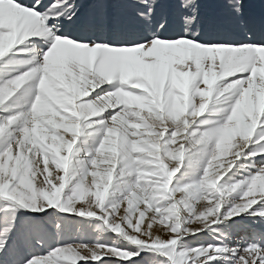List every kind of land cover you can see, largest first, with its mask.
Instances as JSON below:
<instances>
[{
    "label": "snow or ice",
    "instance_id": "obj_1",
    "mask_svg": "<svg viewBox=\"0 0 264 264\" xmlns=\"http://www.w3.org/2000/svg\"><path fill=\"white\" fill-rule=\"evenodd\" d=\"M136 2V18L129 20L105 0H98L81 16H77L76 0H52L47 5L43 0H6L0 58L16 49L35 51L39 59L0 83V142L4 145L0 149V198L34 211L56 206L65 213L97 217L137 246L133 251L74 242L59 245L40 258H22L19 264H109L105 258L131 260L143 248L162 251L169 258L167 264H212L214 260L264 264V246L259 243L239 249V245L204 243L197 237L218 231L217 225L231 226L232 217L258 201L264 203V189L256 183L257 177L264 176V110L245 113V123L255 120V126L247 138L234 136L227 164L220 163L225 134L235 123L233 110L249 86H259L261 81L259 72L254 73L259 68L254 50L264 49V12L246 14L244 0H222V9L207 14L201 13L197 0H180L178 15L158 8V0ZM61 18L74 21L80 35L62 33ZM26 40L32 43L31 49L20 47ZM161 41L189 42L208 50L223 48L227 61L234 62L233 71L218 78L211 94L202 100L199 90L204 88V73L195 68L177 87L172 80L157 79L155 64L130 70L117 62L118 50L143 47L147 51ZM38 42L47 47L37 49ZM34 77L37 83L24 88ZM226 86H232L224 93L229 103L217 110L226 115L217 126L194 128ZM178 94L189 103L177 105L174 97ZM26 97L29 106L21 110ZM9 100L11 104L6 103ZM90 120L100 125L102 138L86 160L76 161L75 146L84 129L92 126ZM178 137L183 142L174 148ZM169 157L175 163L166 162ZM186 158L190 166L203 163L202 174L192 182L174 184ZM242 158L249 159L255 171L249 170L246 177L224 187L223 177ZM101 162L109 167L98 181L100 173L95 168ZM77 164L80 171L74 175ZM90 170L93 180L89 185ZM93 185L94 201L78 205ZM237 189L239 193L229 200L228 194ZM110 196L115 199L109 200ZM201 200L208 203L197 208ZM250 215L264 219V207ZM157 220L163 225L157 231L167 230L164 235H153ZM2 231L6 235L0 239V260L7 257L15 262V217ZM227 252L231 255H224Z\"/></svg>",
    "mask_w": 264,
    "mask_h": 264
},
{
    "label": "rangeland",
    "instance_id": "obj_2",
    "mask_svg": "<svg viewBox=\"0 0 264 264\" xmlns=\"http://www.w3.org/2000/svg\"><path fill=\"white\" fill-rule=\"evenodd\" d=\"M34 2V0H29ZM71 2V0H69ZM98 0H76V5L79 7L77 16H81L92 8ZM108 6L118 11L123 17L134 20L136 18V8L139 6L136 0H105ZM6 0H0V24L4 23V5ZM45 5L51 4L52 0H43ZM200 11L202 14L212 13L218 11L224 7L222 0H197ZM158 8H162L169 12H174L177 15L182 11L180 9V0H158ZM244 10L246 14L259 15L264 12V0H244ZM76 18H74L75 20ZM62 33H68L73 36L80 35V30L74 21H68L61 18ZM3 39L0 38V46L3 45ZM20 47L32 48L30 41L23 42ZM37 49L46 48L47 45L38 42L36 44ZM259 60V67L264 64V49L258 48L254 50ZM227 50L223 48L200 49L199 46L193 45L189 42H157L151 49L147 51L141 47L138 49L130 50H118L117 62L127 68L135 69L144 64H155L157 66V79L172 80L177 87H179L185 81L187 74H190L195 68L198 72H207L210 75L220 71V66L227 62ZM39 59L37 52H17L16 49L11 50L0 58V83L14 77L15 75L22 73L31 66H34ZM20 61H30V63H20ZM37 83L35 77L26 82L24 88H28ZM261 83V81H260ZM260 85V84H259ZM206 84H204V88ZM203 88V89H204ZM24 89H21L23 92ZM18 93L17 95H19ZM28 97L25 98V102L21 104V110L28 108ZM174 102L177 105H187L189 101L185 99L182 94H178L174 97ZM11 104L12 100L6 102ZM229 103L228 100L223 97L215 99L210 102L208 109L199 118L198 125H194V128L205 130L212 126H217L216 122L219 121L226 114L218 109H223ZM264 110V107L260 108ZM15 111V109H11ZM187 111V108H185ZM92 124L91 127H86L79 137L78 143L75 146L76 155L74 159L76 161H84L87 159V153L95 148L100 139L102 138V128L99 124L89 121ZM159 124L157 122V128ZM232 130V131H231ZM8 129L5 130L7 132ZM59 131H63L60 129ZM234 132V133H232ZM70 137V132L66 134ZM167 135V133H166ZM235 135H240L236 123L233 128L229 129L225 134L223 150L225 154L220 159L221 164H227L228 158L231 154L232 140ZM182 138H177V144L174 148H178L182 143ZM3 142H0V149L3 147ZM187 149V145H185ZM62 154H66L62 152ZM257 161L260 157L255 158ZM168 163H175L168 158ZM251 161L249 159H240L236 162V165L223 177L221 183L224 187L230 186L232 183L241 180L246 177L250 171H255L250 167ZM42 166V161H41ZM203 163L198 165H189L186 158L183 167L174 177V184H184L192 182L200 177L202 174ZM109 165L106 162L99 163L95 170L100 173V176L96 177L98 181L105 176L106 169ZM119 165H117V168ZM148 168L145 172H148ZM80 171L79 165H74L72 172L74 175ZM50 172L55 175L54 165H50ZM61 175H64L63 171H60ZM43 179L42 176H38V180ZM93 177L91 176V170L87 177V184H91ZM116 181V170H113L112 183ZM115 187V185H114ZM71 185L65 189V192H69ZM96 190L95 186H91L90 191L83 200H78L77 204L88 205L89 201H94L92 192ZM237 189L236 193L228 194L230 200L233 196L239 193ZM179 194H177L178 197ZM115 199V196H110L109 200ZM208 202L201 200L197 203L196 207L200 208ZM126 206V202H125ZM264 207V203L258 201L256 205H253L251 209L245 213L237 214L232 217L231 226L217 225L218 231L209 233H198L197 237L204 243H224L228 246L239 245V249H243L249 243H259L264 246V219L260 216H253L250 213L257 208ZM123 214V208L119 215ZM13 217L16 220L17 231L14 233L16 239V246L18 249V256L15 262L8 260L7 257L0 260V264H19V260L22 258L35 257L40 258L47 255L51 250H54L59 245L68 243H87L89 245L94 243H102L108 245H115L120 248H128L136 251L137 246L129 243L126 239L119 234L111 231L102 220L97 217H81L77 214H69L63 212L56 206L48 208L46 211H34L30 209H24L17 207L15 202L0 198V239L5 238V233L2 231L3 227L11 223ZM192 226H196L193 224ZM153 235H164V232L157 231L163 229V225L159 223V220L153 225ZM219 238V239H217ZM188 239V238H186ZM196 239V238H191ZM199 240L197 242H199ZM239 251V250H238ZM224 255L230 256L231 252L224 253ZM109 261V264H167L169 258L160 250L151 248L140 249V255L133 257L131 260H116L113 258H105ZM79 264V261L77 262ZM91 264V262H90ZM98 264V262H97ZM212 264H231V262H224L218 260Z\"/></svg>",
    "mask_w": 264,
    "mask_h": 264
},
{
    "label": "clouds",
    "instance_id": "obj_3",
    "mask_svg": "<svg viewBox=\"0 0 264 264\" xmlns=\"http://www.w3.org/2000/svg\"><path fill=\"white\" fill-rule=\"evenodd\" d=\"M4 47L3 45L0 46V49ZM234 68V62L233 61H227L226 63L222 64L220 66V71L210 75L209 73H204V82L206 84V87L204 89H200V94L202 96V100L204 98H207L212 91V84L221 76L227 75L231 71H233ZM259 72L261 77V83L259 86L257 85H250L247 92L242 96V99L237 102L236 108L233 110V118L237 125L238 131L240 132V135L247 138L250 134L252 129L255 126V120H253L252 124H247L244 121V115L245 113H251L254 109L264 107V64H261V66L258 69H254V73ZM232 86H226L224 89L220 90V96L224 97V99H227V97L224 96L225 92H229L231 90ZM204 103L202 102L200 105V108H204ZM256 183L260 186L261 189H264V176H259L256 178Z\"/></svg>",
    "mask_w": 264,
    "mask_h": 264
},
{
    "label": "bare ground",
    "instance_id": "obj_4",
    "mask_svg": "<svg viewBox=\"0 0 264 264\" xmlns=\"http://www.w3.org/2000/svg\"><path fill=\"white\" fill-rule=\"evenodd\" d=\"M232 131V130H231ZM232 133H234V132H232ZM216 261H218V260H214V261H212V263H214V262H216Z\"/></svg>",
    "mask_w": 264,
    "mask_h": 264
}]
</instances>
